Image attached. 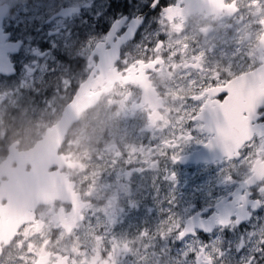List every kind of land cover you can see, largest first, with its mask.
I'll return each mask as SVG.
<instances>
[{"label": "flooded vegetation", "instance_id": "obj_1", "mask_svg": "<svg viewBox=\"0 0 264 264\" xmlns=\"http://www.w3.org/2000/svg\"><path fill=\"white\" fill-rule=\"evenodd\" d=\"M34 1L44 7H40L39 11L37 8H24L32 1L15 0V3L11 2L17 6L15 13L16 8L10 2L2 3H6L3 6H8V9L6 7L0 24L7 26L10 21L19 23L29 19L21 15L25 12H32L38 18L51 13L50 19H55L58 28H63L64 18L76 16L82 19H77L72 28L81 40L88 39L86 34L91 31L103 33V39L91 47L86 57L87 64H90L86 77L68 89L58 119L43 131L42 136L28 138L30 144L13 139L10 134L8 138L0 140V264H14L12 254L20 241L25 243L23 238L26 233L44 237L31 264H71L69 256L49 250L52 241H57L60 236L71 239L79 226L85 223L83 220L73 229L71 224L66 223L72 206L56 199V191L61 190L63 179L67 186H74L72 192L78 194L79 206L88 203L86 213L98 206L97 202L108 201L106 207L109 209L110 201L114 200L116 205L119 198L124 201L127 187L132 183L136 190L142 183V174L146 178H159L162 193L165 194L168 185L161 176L164 149L169 150L168 160H172L173 156L179 157L167 165L168 170L174 171L176 177V182L172 185L175 190V206L180 204L186 207L194 201L195 210L203 211L201 206L206 203L203 194L205 181L217 174L218 161L226 158V152L235 153V145L213 137L212 147H208L202 141H192L187 129L181 138L178 130L188 123L189 111L196 107L195 101L189 97L209 92L211 78L218 73L223 81L229 82L230 88L250 85L251 103L264 104V0H209L207 3L210 6L201 11L195 8L198 0H159L155 7L151 6L153 0H150L144 11L138 7L137 0H100V3L91 8L77 5L74 0ZM246 5H250L249 10H246ZM163 8L165 10L162 12ZM14 15L15 18L12 19ZM57 17L61 19H56ZM125 29H129L135 39L119 48L118 54L123 55L125 52V58L123 62L114 65L117 45L112 44L108 34L112 32L113 35H123ZM155 33H163L164 42L150 48L146 55L137 44L143 43L142 37L146 35L155 43ZM97 52L98 58L101 54L100 61L93 60V55ZM10 58L17 67L25 63L16 52L11 53ZM17 59L19 65L16 63ZM81 62L79 60L74 65L76 73L77 64ZM224 73L227 75H223ZM86 81L89 96H97L100 92L102 94L95 105L82 113L66 132L54 155L52 166L47 170V174H52L53 177L47 179L42 170L41 175H38L36 166L40 165L39 155L32 163L28 154L34 151L46 132L61 123L64 109L73 102L79 91L76 90V85L79 84L80 88ZM98 110L103 111L108 124L112 122V125H107L102 131L105 142L108 143L110 139L109 128H115L116 134H125L129 139L128 144L135 147L140 157L147 159L145 162L141 160L135 168L143 170L154 167L148 173L147 170L142 171L141 175L134 178L135 183L129 181L128 172H120V168L125 167V154L118 153L117 147L110 143L105 149L109 153L105 174L94 176L93 165H90L88 173L91 179L87 184L82 185L74 176L81 168L75 162L80 149L75 150L74 146H69L71 151L67 150L70 135L74 128L85 122L87 116ZM203 111L207 117V109ZM196 114L199 116L201 113L197 111ZM199 127L204 130L203 124ZM173 129L177 130L175 138ZM141 137L142 145H138L136 141ZM153 140L157 142L152 143L151 148L156 151H144L143 148H147L148 143ZM120 156L121 161H118L117 157ZM88 157L86 155L83 160ZM228 168L236 173L240 182L246 183L253 178L255 182L264 180V158L255 151L249 153L238 165L228 160ZM151 171H154L153 174ZM105 181L103 191H107L106 194L100 195L97 200L94 196L86 195L84 185L95 189L96 183L102 185ZM14 190L21 194L18 210L20 214L27 213L29 220L15 231L12 221L10 222ZM219 191L226 197L230 189ZM35 192L40 194L39 199H42L41 196L44 198L45 204L38 203L39 200L33 194ZM230 211L232 209L225 205L220 208L222 214ZM59 213H63L58 218L61 222L56 221ZM116 214L117 211L114 212ZM210 219L211 217L203 221L205 226H208ZM199 225L200 221L197 220L196 226ZM105 228L103 226L99 231ZM31 241L32 239L27 243L30 244ZM64 243L71 244L67 241Z\"/></svg>", "mask_w": 264, "mask_h": 264}, {"label": "snow or ice", "instance_id": "obj_2", "mask_svg": "<svg viewBox=\"0 0 264 264\" xmlns=\"http://www.w3.org/2000/svg\"><path fill=\"white\" fill-rule=\"evenodd\" d=\"M158 3L159 0H153L151 6L155 7ZM36 7L39 11L40 6ZM167 7L169 5L165 8ZM21 15L29 19L19 23L10 21L7 26L0 24V90L19 87L30 80L32 87H21L19 91H27L29 96H39L41 89L47 93L51 78H56L61 85L67 81L68 88H72L76 76L74 65L79 60H84L87 66L86 58L77 55V52L81 47H92L89 39L81 40L72 28V24L82 17L64 18L65 26L58 28L56 20L50 17L38 18L32 12ZM108 35L112 44L117 45L116 60L113 63L119 64L125 58V52L123 55L118 54L119 48L135 39V36L129 29H125L123 35H113L112 32ZM163 35L155 33V43L146 35L142 37L143 43L137 45L147 55L150 48L163 44ZM28 36L40 39L29 42ZM13 52L18 53L19 59L25 61L23 65H19V59L16 62L19 66L13 65L10 58ZM98 59L100 61L101 54L98 58L97 52L93 55V60ZM210 82L211 97L209 92L189 97L195 101L196 107L189 111L188 123L179 128L178 134L183 138L184 130L187 129L192 141H202L208 147H212L213 137H219L226 144L230 142L235 145V153L226 152V158L218 161L217 174L205 181L203 194L206 203L201 206L203 211L195 210L193 201L177 213L173 208L175 190L172 188L176 177L174 171L168 170L167 165L179 157L173 156L172 160H168L169 150L164 149L161 176L168 185V190L161 197L162 189L153 185L156 192L153 198L155 210L162 217L157 224L163 222L169 225L168 243L179 256L184 257L183 264H264V180L255 182L253 178L246 183L240 182L236 173L228 168V160L238 165L254 151L264 158V104L251 103L250 85L230 88L229 82L223 81L219 73ZM76 90H79V84L76 85ZM205 108L207 117L204 116ZM197 111L201 113L199 116ZM201 124L204 126L203 131L199 127ZM176 135L177 130L173 129V138ZM156 142H149L147 148L142 146L143 150L155 152L156 149H152L151 144ZM171 151L175 152V149ZM145 170L149 169L141 170L129 163L126 170L129 181ZM221 189H230L226 197L220 194ZM222 205L232 211L222 214ZM138 206L139 203L131 208ZM209 217L211 219L208 226H205L203 221ZM197 220L200 221L199 226H196ZM112 230L115 231V226ZM143 231L151 229L145 228ZM156 238L164 240L163 235Z\"/></svg>", "mask_w": 264, "mask_h": 264}, {"label": "rangeland", "instance_id": "obj_3", "mask_svg": "<svg viewBox=\"0 0 264 264\" xmlns=\"http://www.w3.org/2000/svg\"><path fill=\"white\" fill-rule=\"evenodd\" d=\"M31 1L32 3H27L24 8H37V5L44 7L43 4L35 3L34 0ZM4 2L15 3V0H0V5ZM74 2L77 5L91 8L100 3V0H74ZM137 2L142 11L150 4V0H137ZM14 3L11 4L16 8V13L17 6ZM246 6V10H249L250 5ZM50 14L48 13L41 18H48ZM11 18H15V15ZM86 35L92 46L103 39V33L98 31H91ZM33 39L32 36L27 37L29 42ZM90 49L91 47H82L77 55L86 58ZM77 66L78 71L73 86L78 81L83 80L90 69V64L88 63L85 66L84 60L78 63ZM21 87L25 89L32 87L31 81L22 83L19 87L0 90V140L3 141L10 134L13 139L21 142L27 141L26 144H30L31 141L28 138L42 136L43 131L58 119L63 108L62 105L66 101L65 94L69 88L67 81L61 85L56 78L50 79V88L47 93L41 89L39 96H29L27 91L20 92L19 88ZM100 111L98 110L87 116L81 126L73 129L67 145L68 151H71L68 148L69 146H74L75 150L80 149L78 151L79 157L75 162L81 168L74 173V176L82 185L91 179L88 173L90 165H93L94 176L106 173L109 153L105 149H107L108 143L115 145L118 153L125 154V167L124 169L120 168V172H127L129 163L136 166L141 160L147 161L144 157H140V153L135 150L132 144H128L129 139L125 134H116L115 128H109L111 132L110 139L108 143L105 142L102 131L107 125H112V122L108 124L103 111ZM117 116L120 117L119 114ZM5 122H8V124L6 125ZM101 140L102 142H100ZM136 143L142 145V137ZM86 155H89V157L84 161L83 158ZM117 160L121 161V156L117 157ZM153 168L149 167L148 169ZM153 172L151 171V174ZM155 173L157 175L156 171ZM141 179L142 183L136 190L133 189L132 183L129 184L124 201L119 198L117 205L113 202L114 200L110 201L111 207L108 209L106 207L108 201H101L97 202L98 206L89 209L87 213L85 211V223L79 226L76 234L69 240L60 236L57 241L54 240L50 243L49 250L69 256L71 264H183L184 257L179 256L168 243L169 225L163 222L157 224V221L162 220V217L155 210L156 205L153 198L156 192L153 185L157 189H162L161 180L159 178L157 180L155 176L146 178L144 174L141 175ZM132 182L135 183L136 180L133 179ZM103 186H106V181L102 185L96 183L95 189L89 185H84V191L87 196H94L97 200V197L107 193V191H103ZM160 195L161 197L164 196L162 191ZM138 203V208H131V206ZM184 207L180 204L178 206L173 205L177 213ZM108 211L109 214H106ZM116 211L117 214L114 215ZM103 226H106V228L99 231ZM114 226L115 231L113 232ZM145 228L151 229V231H143ZM160 235H163V241L156 238ZM43 238L37 234L26 233L23 238L26 240L25 243L23 244L20 241L12 254L14 264L33 263L35 254L39 251L38 246L43 242ZM31 239V243H27ZM66 241L71 242V244L64 243Z\"/></svg>", "mask_w": 264, "mask_h": 264}, {"label": "water", "instance_id": "obj_4", "mask_svg": "<svg viewBox=\"0 0 264 264\" xmlns=\"http://www.w3.org/2000/svg\"><path fill=\"white\" fill-rule=\"evenodd\" d=\"M208 1L209 0L196 1L197 3H195L196 4L195 8L199 11H201L202 9H206V6L207 7L210 6L207 3ZM5 11H6V6H3L0 8V18L5 14ZM262 47L264 48V42L262 44ZM87 87H88V84L86 81L79 88V91L77 95L75 96L73 102L65 108L64 113H63L62 122L58 124L57 126H55L52 130L46 132V135L44 136V138L40 142H38L37 145L35 146L34 151L28 154L32 163L35 162L34 161L35 158L39 155L40 165L36 166V172L38 175H41L40 173L42 170V174L46 175L47 179L50 177H53L52 174L50 175L47 174V170L52 166V163L54 161V155L56 154L58 147L62 143L66 132L68 131L72 123H74L82 113H84L86 110L92 108L95 105L96 100L102 94V92H100L99 94H97V96H94V97L89 96L87 94ZM41 166L42 168L40 170ZM72 190H73L72 184L67 186L66 181L63 179L61 190L56 191V199L62 202H71L74 204L73 200L75 199L74 210L72 211V213L69 214L70 215L69 219L66 220L67 224L68 223L71 224V229L75 227L77 223L82 221V217L79 216V213L82 209H84V205L78 206L79 205L78 198L73 194ZM33 194L39 200L38 203L40 204L46 203V202H43L44 198L42 196L41 198L43 200L38 198V196H40L38 192H35ZM20 195L21 194L18 191L14 190L12 193V197H11L12 205H10V207H12L13 210H12V219L10 220V222L12 221V226H13L14 231L29 222L28 217H27L28 214L27 213L24 215L22 213L20 214V210H18L20 207ZM62 214L63 213L57 214L56 221H59L58 218H60ZM71 229H69V231ZM69 231H67V233H69Z\"/></svg>", "mask_w": 264, "mask_h": 264}, {"label": "bare ground", "instance_id": "obj_5", "mask_svg": "<svg viewBox=\"0 0 264 264\" xmlns=\"http://www.w3.org/2000/svg\"><path fill=\"white\" fill-rule=\"evenodd\" d=\"M41 170V169H40Z\"/></svg>", "mask_w": 264, "mask_h": 264}]
</instances>
